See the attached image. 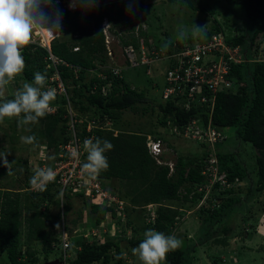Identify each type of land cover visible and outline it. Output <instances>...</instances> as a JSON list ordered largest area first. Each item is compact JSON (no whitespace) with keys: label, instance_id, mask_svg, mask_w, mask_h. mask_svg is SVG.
<instances>
[{"label":"trees","instance_id":"trees-1","mask_svg":"<svg viewBox=\"0 0 264 264\" xmlns=\"http://www.w3.org/2000/svg\"><path fill=\"white\" fill-rule=\"evenodd\" d=\"M75 1L76 10H67L63 3L65 0L49 10L59 9L63 14V33L52 42L51 51L71 66V68L68 66L59 68L60 79L64 83L71 105L79 112L80 117L85 116L86 121H93L96 125L95 129L87 133V123L83 122L82 141L85 137L93 135V140L100 138L113 145L112 149L105 153L109 167L106 171H101L97 179L111 195L127 205L119 212L115 204L108 206L87 203L84 200V194L80 193L77 196L84 198V207L89 208L94 215L95 225L103 223L104 228V222L110 219L111 224L114 223L121 234L119 233L120 237L116 236L114 239L103 242L93 239L92 243H89L82 237L73 242L72 225H76L83 216L79 213L80 219L70 220L71 227H68L69 222L66 224L64 217L71 209L70 194L65 196V201L61 204L59 190L55 189L56 185L50 183L44 190L26 191L24 199L18 191L0 189V255H4L6 264H41L39 255L44 257L45 262L49 261V254L55 249H58L60 253L53 260H58L59 264H123L126 258L123 256L121 245L125 244L127 248H134L144 239V234L136 235L135 228H132L131 237L125 235V227L127 228V224L133 226V221L138 225L143 224L146 231L151 229L165 235H174L178 227L176 222L181 219V209L185 204L190 208L197 206L205 192L203 189V192L198 193L195 188L204 180L201 175L204 153L200 151L201 154L195 157L179 154L174 164V173L168 176V167L157 165L148 154L145 145L148 135L160 137L161 134L167 133V127H177L178 132L183 133L184 127L195 120L204 128L210 121L213 128L221 131L222 134L224 129L234 128L236 140L249 143L256 150L255 177H252L253 169L248 170V165L238 160L236 150L227 152L225 148H221L217 158L221 170L226 172L225 179L228 184L234 183V180L252 184L254 190H248L245 201H249V195L253 197L256 193L264 192V60L252 59L259 55L260 43L256 41L259 36L264 35V0H212L213 3L223 1L228 7L227 10L234 5L242 6L245 9L242 20L246 21L251 30L247 34L241 32L236 34L229 25L231 21L223 19L224 25L215 22L210 30L205 31L203 38H198V42L208 40L215 33H221L224 41L229 45L243 46L246 42L248 50L243 49V52L247 61L240 64L230 62L231 69L227 78L233 84L227 92L216 94L213 106L210 101L190 103L189 109L181 107H184L183 101L179 102V106L170 101L156 104L159 113L156 125L160 128L152 131L140 128L138 131L131 130L128 124H123L121 120L125 112L138 114L148 110V97L144 91L132 88L131 83L144 80L142 76L148 70H152L151 65L130 68L122 73L121 78L112 76L111 69H107L104 72L106 80H101L89 71L108 64L109 58L106 55L101 26L105 18L110 23L109 31L118 39L121 46L128 45L138 50L140 43L139 39L133 35L132 21V19L135 21L138 16L136 6L139 5L140 8L138 24L148 25L149 22L144 17L153 12L142 7L139 0L138 3L134 2L136 0H109L106 6H103L105 0ZM187 4L194 11L205 13L210 11V14H214L210 7L206 8L196 0H187ZM128 17L131 19H127ZM121 29L122 32H119ZM139 35L140 38H144L146 47L154 44L161 46L159 41L161 39L158 40L153 36V42L142 30ZM194 42L192 37L185 42L176 41V49ZM166 43L168 48L172 46V42L162 40V46ZM75 48L77 50H74ZM22 54L25 62L22 77L25 82H33L36 72L49 76L50 72L45 69L47 52L44 49L27 46L22 50ZM126 64L128 65V62ZM75 70L78 71L75 72ZM129 78H136V80L133 82ZM109 79L113 81V87L104 95L101 89ZM145 82L152 86V80L149 78ZM205 95L211 98L209 93ZM12 98L14 95L6 99ZM64 103V98L57 100L56 113L48 114L39 120L44 125L42 135L47 140V147L54 153L51 167L57 159L59 145H65L70 138L69 120L68 117L64 118L66 112L62 108ZM107 122H111L110 129L105 127ZM167 144L173 146L170 142ZM82 158L84 164L87 158L85 151ZM6 170L1 163L0 179L5 176ZM27 171L25 168V172ZM113 181H116L118 189H115V185L113 186ZM208 193L209 199L196 209L198 218L201 220L199 229L191 238H187L186 235L177 237L182 244L178 249L167 254L164 264H192L195 258L192 253H196L197 247L213 238H222L221 243L226 245L231 232L228 218L243 199L235 195L234 189H222L219 183L210 187ZM177 203H179L178 206ZM149 204L156 206L154 220L148 219L144 209ZM55 209L60 211L56 212ZM137 210H141V215L138 217L135 215ZM133 212L135 219H133L134 215L130 219ZM258 218L255 216L254 221H259ZM136 219L139 222L135 221ZM61 222L64 223L68 234L67 240L72 241L65 249H63L60 234L55 230L56 225H60ZM23 232L26 238L24 243H22ZM38 245H41L40 251L36 248ZM217 256L222 258L218 253ZM215 261L217 262L218 259L216 258ZM224 261L226 262V259Z\"/></svg>","mask_w":264,"mask_h":264},{"label":"rangeland","instance_id":"rangeland-1","mask_svg":"<svg viewBox=\"0 0 264 264\" xmlns=\"http://www.w3.org/2000/svg\"><path fill=\"white\" fill-rule=\"evenodd\" d=\"M105 1L108 2L109 0ZM137 1L138 0L134 2L138 3ZM196 1L201 3L206 8L210 7L214 11V14H210V11L206 13L194 11L188 6L187 0H139L142 7L144 6L146 10L148 9L152 11L153 14H146L144 17V19L149 22V28L145 23L138 24L140 20V8L137 4L136 14L138 16L135 18V21L132 19L134 23V30L136 33H138L139 29L143 30L148 36H150L151 41H153L152 37L154 36L158 40L161 39L168 42H185L189 37H192L193 41L197 42L198 37L194 38L191 34V29L195 24L201 27L206 25L205 31H208L215 25V22L222 25L223 19L231 21L229 23L230 27L232 30L235 28L239 33L241 32L242 34H247L251 30L246 21L244 19L242 20L243 16H245V9L242 6H229L231 9L227 10L228 7L223 1L218 3H213L212 0ZM106 2L104 4H106ZM129 18L130 17L127 19ZM181 26L188 30L187 39L177 38L178 29H180ZM127 28L130 29L128 25ZM224 29L226 30L225 27ZM119 32H122V29ZM263 39L264 35H261L256 41L257 43H260L259 55L257 58H260L261 60H264ZM108 41L109 47L112 48L111 51L114 52L113 64L117 67H123L125 70L126 68L124 67V64L127 60L122 51V46H120L119 41L114 37L109 36ZM247 47L248 44L245 42L242 49L245 50ZM165 68L166 65L164 63H156L152 66V73L150 76L143 75L142 77L144 80L138 81L137 86H135L134 83L132 84L136 87V89L144 91L149 101L147 104L148 110L144 113L136 114L129 111L123 113L121 120L124 122L123 124L127 123L131 130L138 131L139 128L145 131H152L154 129L159 130L160 127L156 125L157 118L159 116L156 104L161 102L160 91L164 82L163 75ZM140 71L142 72L143 70ZM147 78L152 80L155 86L152 87L147 84L145 82ZM129 80L134 82L136 78H129ZM24 83L25 81L23 80L21 73L7 86L5 98L14 95V93L20 89ZM151 108H153V111H151ZM43 128L44 125L41 122L26 126H19L15 118H5V120L0 123V157L7 156V161L11 163V174H8V169L6 168L7 170L5 176L0 179V189H6L13 192L18 191L21 193L22 199H24L26 198V191H28L27 189L31 185L30 180L35 171L43 166H46L47 168L51 167L54 153H52L47 147V140L42 135ZM223 134L226 139L222 143L221 148H225L227 152L236 150L238 160L247 164L248 170L252 171L253 169L252 177H255L256 150L249 143L236 140L234 128L224 129ZM161 135L163 136L164 134ZM25 136H34L35 141L32 144H27L21 139V137ZM165 138L166 141L171 140L168 142L173 145L169 146L166 143L168 151L166 152L167 156L165 159H167V161L175 162L178 155L182 153L191 157L201 154V149L196 142H184L179 139H174L168 134L165 135ZM25 161L27 162L26 166ZM1 163H3V159H0V164ZM25 168H27V172H25ZM113 186L115 189H118L116 181H113ZM249 189L254 190V187L248 182L239 181L235 184V195L241 197L243 200L228 218V226L231 228V232L229 234V238H227L226 245H224L225 243H221L222 238H213L206 244L197 247L195 250L196 253H192L195 256L192 264H264V192L256 193V196L253 197L249 195V201H245L244 199L248 194ZM196 192L199 193L201 191L200 189H196ZM209 196L210 194L205 192L202 201H199L197 206H192L190 208L187 204L184 205L187 209H184V207L181 209V219L176 222L178 227L174 233L176 237L186 235L187 238H191L194 236L201 224V220L198 218V212H196V209H198L199 206L209 198ZM84 198L77 196L71 197L69 202L71 209L64 217L67 224L68 222L70 223V220L75 221L80 219L78 215L79 213H82L83 217H81L76 225H72V241L74 242L79 239L80 232H82L83 236H86V234L89 236L93 230L96 233L99 232L98 235L95 232L91 234V236H96L95 240H98L99 242L114 239L116 236L120 237V231H118V228H115L116 226L114 223L111 224L110 219H107L104 222V228L106 230L105 234L102 233V225L96 227L93 223L94 215L91 214L89 208L86 209L84 207L85 202L83 199L87 201V203H91V198L88 196ZM63 201H65L64 196ZM178 205L179 203H177V206ZM55 211L58 212L60 209H55ZM133 215L134 212L130 215V219ZM135 215L137 217L141 215V210H137ZM135 215L133 219H135ZM255 216L259 217V221H254ZM135 221L139 222L138 219ZM68 227H71V223ZM143 227V224L140 223L138 225L133 221V226L127 224V228L125 227V235L131 237L133 234L132 228H135L137 236L142 235L146 232ZM81 228H85L84 231H80ZM25 239V234L23 232L22 243H24ZM36 248L40 251L41 245H38ZM132 249L133 248H127L125 244L121 245L123 256L126 258V261L123 264H140L138 258L132 254ZM216 250L218 251L216 252ZM59 253L58 249L53 250L51 254H49L48 260L56 259L59 256ZM217 253L220 254L222 258L217 256ZM216 258L218 259L217 262L215 261ZM223 258L226 259V262ZM39 260L41 264L45 262L42 255H39ZM0 264H6L3 254L0 255Z\"/></svg>","mask_w":264,"mask_h":264},{"label":"clouds","instance_id":"clouds-1","mask_svg":"<svg viewBox=\"0 0 264 264\" xmlns=\"http://www.w3.org/2000/svg\"><path fill=\"white\" fill-rule=\"evenodd\" d=\"M51 4H52V0H0V123H2L5 120V118H8V119L15 118L19 126L35 124V123H38L41 118L50 114V112L52 111L51 104L56 98V91L55 89L45 90L46 86L49 84L48 78L50 77V74L47 77L46 75L40 72H36L34 74V81L31 83L25 82L23 86L14 93V98L12 99L5 98L7 86L10 83H12L15 80V78L19 76L24 70L25 62L23 59L22 50L28 45L35 43L34 35H35L36 30L45 29L53 34H56V33H60L62 29V19H63L62 12L59 9H55V8H53L51 11H46V9L49 8ZM108 4H109V1L103 5H108ZM103 24H106L109 30L110 23L108 22L107 18H105L102 21V24H101L102 28H103ZM205 29H206V25L201 27L195 24L194 27L191 29V34L194 38H197V37L203 38L205 35ZM140 31L141 30L139 29L138 33H136L134 30L133 35L134 37L139 39L140 44L141 43L144 44V38H140V35H139ZM233 31L236 34L239 33L236 31L235 28L233 29ZM109 32L112 35L111 31ZM215 34H218V33H215ZM177 38L187 39L188 30L184 29L183 26H181V28L178 29ZM160 41H161V44H160L161 46H157L155 44L152 46L155 47L157 50L165 49V51H168V52L171 51L173 45L176 43V41L172 42V46L168 48V43H166L165 45L163 44L164 46H162V40ZM230 46L239 47L242 55L243 56L245 55L243 52L244 50L242 49V46L240 45H236V46L230 45ZM244 57L246 58V56ZM252 59H254L255 61H261V59L257 57L255 58L253 57ZM126 63L127 62H125L124 64V67L126 68L125 70L123 69V67H119L121 70V74H120L121 77H122L123 72L130 69L128 68V65ZM156 63H164L166 65V68H165V72H166L167 70L166 62L160 61ZM154 64H152L151 66H154ZM113 66L117 67L114 64ZM96 69L89 71V73L97 76L98 71ZM151 73L152 71L150 70V74L148 75L147 73H145V75L150 76ZM163 80H164V75H163ZM132 84L133 83H131V87L136 88L135 86H137V83L134 82L135 86ZM153 86L155 85L152 82V87ZM112 87H113V81H112L111 88ZM223 92H227V91H223ZM160 103H162V101ZM175 104L179 106L180 103L175 102ZM181 107L184 108L183 106ZM75 112L79 114L77 110ZM208 123H210L211 127L213 128L211 122L208 121ZM167 128L168 129H167L166 134H168L169 136H172L174 139H179L184 142L185 141L190 142V143L196 142L199 145L201 152L204 153V158L202 161L203 167L201 170V175L203 176L204 180L201 185L195 186L196 189H200L201 192H203V189L205 190V192H209V188L214 187V184L216 183H219L222 189L230 190V189L235 188V184L239 181L234 180V183H230V182L229 184L227 183L228 181L225 179L226 172L221 170L219 166V161L217 158V153L221 149V145L226 139V137L221 133V131H217L219 132L220 137L217 138L215 142L199 143L196 140H190V139H186L182 137L181 133L178 134L177 127H171V128L167 127ZM171 129H176L177 133H175ZM166 134H164L163 136L161 135L160 137L148 135L146 137L145 145H146L148 154L155 161V163L157 165L167 166L169 169L168 176H171L174 173L175 162L167 161V159H165V157L167 156L166 152L168 151V149L166 148V143H168V141H171V140L166 141V138H165ZM21 139L23 142L27 144H32L35 141L34 136H25V137H21ZM157 141H160L161 152L157 156H155L151 152L149 142H157ZM112 147L113 145L109 141L101 140L100 138H95V140L89 138L84 141V151L87 154V158H86V162L83 164L82 167L89 177L98 176L101 171H106L108 169L109 164H108L107 156L105 155V153L107 151H110ZM6 157L7 156L0 157V159H3V165L4 167L8 169V174H11V163L7 161ZM212 158L215 159V162L210 164L209 161ZM213 173H215L217 181L212 183L211 178L213 176L212 175ZM55 176H56V173L53 171L51 167L40 168L35 171L34 175L32 176L30 180V183L34 187H37L40 190H44L47 186V183L53 182L55 180ZM221 179H224L226 181V184H228V186H222L220 183ZM50 184L55 185V183H50ZM55 189H58V188L55 187ZM205 192L202 196V199L205 195ZM80 193L84 194L83 197H87L85 193L83 192L72 193L70 191L65 192L61 196V192L59 190V201L62 204L63 196L65 198L67 194H70L71 197H75L77 196V194H80ZM202 199H200V201H202ZM205 202L206 200L203 202V204ZM91 203L107 205L105 202H102V201H99V202L91 201ZM126 205L127 203H124V206ZM155 208L156 206L153 204H149L144 208L146 211L147 217H149L148 219L154 220L156 218ZM118 211L121 212V209H118ZM93 223H94V220H93ZM61 225H63L64 227L63 222H61L60 225L59 224L56 225V229H55L56 232H58V229ZM101 225L103 226V224ZM97 226L99 225H96V227ZM102 226H101L102 233L105 234L106 230ZM84 229L85 228H81L80 231L82 230L84 231ZM94 232L95 231L93 230L89 236H87L86 234L87 237L83 236L82 232H80L79 237H82V239L86 242L92 243L93 239L94 240L96 239V236H91V234ZM98 233L96 234L98 235ZM69 243H72L71 239ZM181 244H182V241L174 235H165L162 232L150 229L144 233V239L139 243V245L132 249V254L138 258L140 264H164L167 258V254L171 251L178 249L181 246ZM51 261H54V260H49L46 262H51Z\"/></svg>","mask_w":264,"mask_h":264},{"label":"built area","instance_id":"built-area-1","mask_svg":"<svg viewBox=\"0 0 264 264\" xmlns=\"http://www.w3.org/2000/svg\"><path fill=\"white\" fill-rule=\"evenodd\" d=\"M61 0H52V4L46 11H49L52 7L61 4ZM64 6L67 10L73 11L77 8L75 0H66ZM63 33V28L60 33L53 34L45 29H38L35 32L34 40L28 46L33 48L40 47L47 52L45 57V69L50 73L48 78L49 84L47 89H55L56 98L52 102V111L50 114H55L58 108L57 100L61 98L65 99V103L62 108L66 114L64 118L68 117V130L70 138L65 145H59V153L57 159L53 162L51 167L56 173L55 180L49 183H55L56 187L60 190L61 196L65 192L78 193L83 192L86 196L91 198L92 202H105L107 205L115 204L118 209H122L124 203L118 200L115 196L111 195L108 189H105L100 185L97 176L89 177L83 170V154H84V141L86 139H93V135L85 137L82 141L81 137V125L85 121L86 132L90 133L96 128L93 121H86L84 117L75 112L71 102L69 101V95L66 91L64 83L60 79V67L68 66L69 64L56 57L51 52V43L56 38L60 37ZM104 43L106 47V55L109 58L108 64L98 66V77L102 80H106L107 69H111L112 76L121 77V70L119 67L113 66L114 52L109 47V36L113 37L106 24H103ZM115 38V37H114ZM74 50H77L75 48ZM122 51L128 62V68L134 69L144 66H150L156 62L164 61L167 63V70L164 74V83L160 92L162 103L173 101H183L184 108L189 109L190 103L200 102L205 103L210 101L211 106L214 105V99L217 93L227 91L231 87L233 82L227 78V75L231 69L230 62L243 63L247 59L242 55L239 47H232L224 41L221 33L211 36L208 40L202 42H194L193 44H185L180 49H176V43L173 45L171 51L156 49L155 47H146L143 43L140 44L139 49H135L132 46H123ZM113 56V58H112ZM78 70H75L77 72ZM150 74V70L146 72ZM112 81L109 80L106 85L102 87V93L106 95L112 90ZM209 93L211 98H207L205 95ZM56 105V106H55ZM83 118V119H82ZM111 122L105 124L106 128L110 129ZM175 133L176 129H171ZM178 134H180L178 132ZM182 137L190 140H196L199 143L203 142H215L220 137L219 132L212 128L210 123H207V127H203L198 124L197 121H192L189 125L184 127ZM150 149L153 155L157 156L161 152L160 141L149 142ZM215 159H210L209 163L212 164ZM47 168L46 166H43ZM42 167V168H43ZM211 182L217 181L215 173L212 174ZM222 186H228L224 179L220 180ZM48 184V183H47ZM212 185V184H211ZM29 191L37 192L39 189L30 185ZM60 234L63 249L69 245L67 240V233L61 225L58 229Z\"/></svg>","mask_w":264,"mask_h":264},{"label":"water","instance_id":"water-1","mask_svg":"<svg viewBox=\"0 0 264 264\" xmlns=\"http://www.w3.org/2000/svg\"><path fill=\"white\" fill-rule=\"evenodd\" d=\"M60 262L58 260H54L51 262H45L44 264H59Z\"/></svg>","mask_w":264,"mask_h":264}]
</instances>
